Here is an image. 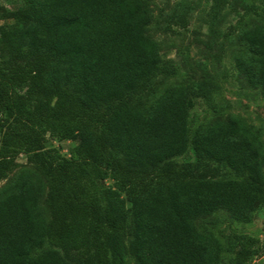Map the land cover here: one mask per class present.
I'll use <instances>...</instances> for the list:
<instances>
[{
  "label": "trees",
  "instance_id": "16d2710c",
  "mask_svg": "<svg viewBox=\"0 0 264 264\" xmlns=\"http://www.w3.org/2000/svg\"><path fill=\"white\" fill-rule=\"evenodd\" d=\"M19 1L0 12L15 20L0 28V180L21 154L28 165L0 187V264H222V240L197 221L253 220L260 132L235 115L191 132V97L215 108L209 75L142 97L175 74L149 33L152 0ZM240 38L235 65L264 95V22ZM49 135L75 142L71 156ZM227 250L229 264H264L261 238L235 234Z\"/></svg>",
  "mask_w": 264,
  "mask_h": 264
},
{
  "label": "rangeland",
  "instance_id": "374dc122",
  "mask_svg": "<svg viewBox=\"0 0 264 264\" xmlns=\"http://www.w3.org/2000/svg\"><path fill=\"white\" fill-rule=\"evenodd\" d=\"M20 4L19 0H0V12ZM213 5L214 0L151 1L153 18L148 27L149 33L157 40L163 59L173 66L175 74L160 75L142 97L151 101L167 86L193 84L209 75L216 84L215 108L209 106L204 98L193 95L189 118L191 132L200 123L235 115L253 125L264 141V95L248 83L235 65V57L244 45L241 32L264 22V0H226L219 9H214ZM14 22L12 18L0 19V28L9 29ZM74 143L48 137V145L59 147L65 156H71L70 147ZM176 160L179 163L194 161V152L189 150ZM17 162L18 166L8 177L0 180V187L28 165L23 154ZM224 174L234 177L229 169ZM104 182L112 184L113 180L108 178ZM42 205L47 212L45 198ZM197 224L200 229L212 230L222 240L225 247L222 264H229L233 254L227 250L228 240L233 235L248 234L264 240V204L258 207L250 222L236 221L227 211L218 210L199 219ZM255 261L264 263V254L256 257ZM130 264L135 262L130 260Z\"/></svg>",
  "mask_w": 264,
  "mask_h": 264
}]
</instances>
